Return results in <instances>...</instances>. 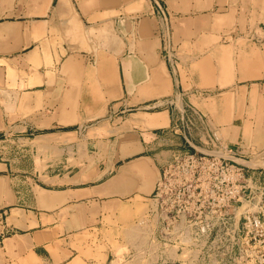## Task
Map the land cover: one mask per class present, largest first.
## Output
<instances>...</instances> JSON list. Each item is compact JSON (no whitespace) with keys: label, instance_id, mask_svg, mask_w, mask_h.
<instances>
[{"label":"crops","instance_id":"1","mask_svg":"<svg viewBox=\"0 0 264 264\" xmlns=\"http://www.w3.org/2000/svg\"><path fill=\"white\" fill-rule=\"evenodd\" d=\"M188 99L264 167V0H0V264H178L137 221Z\"/></svg>","mask_w":264,"mask_h":264},{"label":"built area","instance_id":"2","mask_svg":"<svg viewBox=\"0 0 264 264\" xmlns=\"http://www.w3.org/2000/svg\"><path fill=\"white\" fill-rule=\"evenodd\" d=\"M185 105L186 140L202 130L212 152H173L161 165L137 221L149 254L161 247L166 255L174 250L178 264H264V167L236 162L241 150L220 139L189 99Z\"/></svg>","mask_w":264,"mask_h":264},{"label":"rangeland","instance_id":"3","mask_svg":"<svg viewBox=\"0 0 264 264\" xmlns=\"http://www.w3.org/2000/svg\"><path fill=\"white\" fill-rule=\"evenodd\" d=\"M164 47H166V42L164 43ZM196 94V93H195ZM197 95V97H199V98H202V99H204V98H206L207 97V95H208V93L207 92H199V93H197L196 94ZM178 100H179V98L177 99V103H178V106L180 107V104H181V101L179 100V102H178ZM196 106V105H195ZM197 107V106H196ZM208 122H209V124L212 126V127H216V126H214L213 124H212V122H211V120L208 118ZM217 130H218V128H217ZM217 134H218V136L219 137H222V135H221V133H220V131L218 130V132H217ZM224 142H226L225 140H224ZM227 143V142H226ZM241 150V149H240ZM215 151H213V153H214ZM241 152V154H242V150L240 151ZM215 154L216 155H220L219 153H217V152H215ZM264 162V157L261 159V161L260 162H257L256 163V165H262V166H264L263 163ZM263 163V164H262ZM251 165H253V166H255V164L254 163H252ZM147 209V208H146ZM146 212V211H145ZM144 212V213H145ZM144 213L139 217V218H141L143 215H144ZM138 218V219H139Z\"/></svg>","mask_w":264,"mask_h":264},{"label":"bare ground","instance_id":"4","mask_svg":"<svg viewBox=\"0 0 264 264\" xmlns=\"http://www.w3.org/2000/svg\"><path fill=\"white\" fill-rule=\"evenodd\" d=\"M156 105H157V104H156ZM133 120H134V119H133ZM263 163H264V162H263ZM263 163H262V164H263ZM263 165H264V164H263ZM257 166H258V165H257ZM259 166H262V165L260 164ZM157 180H158V179H157Z\"/></svg>","mask_w":264,"mask_h":264}]
</instances>
